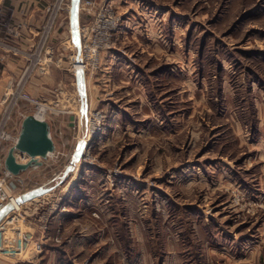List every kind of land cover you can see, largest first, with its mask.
Here are the masks:
<instances>
[{
	"label": "rangeland",
	"instance_id": "rangeland-1",
	"mask_svg": "<svg viewBox=\"0 0 264 264\" xmlns=\"http://www.w3.org/2000/svg\"><path fill=\"white\" fill-rule=\"evenodd\" d=\"M152 2L172 12L167 48L148 61L126 43L117 45L126 57H120L123 72L114 73L142 83L146 100L131 91L134 82L115 91L102 85L97 92L95 76L102 67L77 71L79 82L70 67L50 69V75L57 71L65 78L57 94L72 97L77 124L82 126L86 117L85 132L90 111H102L108 128L118 108L115 120L120 122L105 145L94 147L95 166H78L83 138L71 160L72 152L56 148L62 133L44 121L55 146L48 162L56 173L65 167L72 171L71 183L54 194L67 196L68 187L77 183L88 195L94 187L88 177H101L100 187L112 193L107 205L118 208L113 220L120 249L128 255L134 250L136 264H264V0ZM134 6L116 8L129 15ZM137 71L143 80L134 78ZM17 108L34 114L24 103ZM122 183L128 190L114 192ZM91 255L86 264L92 263Z\"/></svg>",
	"mask_w": 264,
	"mask_h": 264
},
{
	"label": "crops",
	"instance_id": "crops-1",
	"mask_svg": "<svg viewBox=\"0 0 264 264\" xmlns=\"http://www.w3.org/2000/svg\"><path fill=\"white\" fill-rule=\"evenodd\" d=\"M114 3L120 10L125 8L129 9L130 6L135 5V11L129 13V15H125V20L117 31L116 45L119 46L126 43L127 47L133 51L138 58L145 56V59L148 61L157 54L165 51L168 44L167 41L164 40V36H166L167 20H169V16L172 13L171 11L166 9L163 4L152 2V0H114ZM66 18V21L63 19L61 21L59 20L52 37V59H54V61L52 60V67L50 66V69L59 68L63 71H68V56L71 54L72 47H74V51H76L78 47L73 33H68L69 28L73 29L72 17L71 15H67ZM42 19L43 11L39 9L32 11L29 21L34 31H37ZM83 20L84 17L78 14V26L82 24ZM60 29H62V31L58 33ZM173 29L174 31L176 29V23L174 22L171 23L169 30L171 35ZM68 34L72 40L71 47L63 45ZM26 37L28 38H26V42L29 43L28 40L33 37V35L28 33ZM171 45L173 46L175 44ZM64 59L66 62H64ZM102 60L101 72L95 76V90L102 85L105 86V89L112 88L113 91L120 90L123 88L120 85L128 86L134 82L136 86L130 87L131 91H138L143 100L147 99L146 97L148 95H146L145 90L139 85L142 83L133 81L132 76L128 77L122 75L120 79L114 77V73L120 72V70L123 72L121 67L123 61L117 55L116 50L104 53ZM22 67L23 59L18 57H10L4 65L0 66V112L6 85L10 80H16L18 78ZM50 69L49 74L43 77L37 74L28 87L32 93L37 94L38 98L47 100L53 99L54 96H51V92L53 91L52 93H54V95L57 94L56 89L58 90V87H61V84H63L65 80L59 73H56L57 71L54 73V71L52 72L51 70L52 75H50ZM63 71L60 73L63 74ZM136 75L137 77L135 76V79H144V75H141L138 71ZM72 76L76 82L77 78L78 82L80 81L78 73ZM54 83L57 86H51ZM127 94H130L129 90H127ZM57 95L61 103H64L66 100L68 102L66 104L64 103L66 108L65 113L49 117L51 129H53L54 132L60 131L62 133V138H57L55 141L56 148L61 152H72V160L74 157L73 155H78L79 153V139L85 136L86 117H83L82 126L77 124V119H74V108L69 106V101L72 97L65 95V92ZM96 96L97 94H95V97ZM148 104L151 108L152 105L150 102ZM113 109L112 115L117 118L119 110L118 108ZM150 112L153 113L152 109H150ZM115 118L111 119L108 123L109 129L105 126V130L108 129L109 135L107 136L104 131V134L98 141L99 145H105V143L109 141L110 133L114 134L117 131L119 127L117 123L120 122L119 120H115ZM20 128L21 124L18 122V131H20ZM126 130H128V128H126ZM48 159L50 158L42 159V165L37 170L28 169L22 172L21 175L35 184V180H42L43 177H48V190L54 192L55 189H60L64 185L66 187V184L69 185V183H71L69 182V174L72 171H67L69 167H65L64 171L56 173L55 171H58V168L56 169V167H53L51 163L48 162ZM52 163H55V161ZM76 174L78 176V173ZM88 178L92 179L90 183L94 185V187L88 188L87 192H90L88 195L85 194L86 189H80L77 183L71 184L68 187V194L66 196L67 211L64 214H51L48 212L47 208H42L39 214L36 213L33 217L28 219L23 228H9V230L5 232L0 243V264H86L85 259L87 253H92L91 256L93 261L91 264H119L120 260L121 264H136L134 262V250L128 255L123 248L120 249L119 241L115 235L117 231V222L115 223L113 218L116 216L115 213L118 212V208L111 210V206L107 205V202L111 201L109 197L112 196V193H107V189L104 190L100 187L101 183L99 182L101 181V177L98 178V181H96L97 177H95V175L89 176ZM93 179L95 180L94 183ZM120 186L113 191L121 193V190H128V188H123V183L120 184ZM125 186H128L127 183H125ZM104 197L105 199H103ZM103 201L106 203H103ZM133 210V207H131L130 212ZM94 213L97 214L98 217H94ZM7 214L8 210L0 212V223ZM44 216L48 219L47 231L43 233L40 229V220H42ZM128 224L130 227V221ZM56 237L61 239V243L57 244L54 242ZM132 242L134 244V239ZM92 249L94 250L91 251ZM146 254L145 252L141 253L140 259L142 260L143 258L144 261Z\"/></svg>",
	"mask_w": 264,
	"mask_h": 264
},
{
	"label": "built area",
	"instance_id": "built-area-1",
	"mask_svg": "<svg viewBox=\"0 0 264 264\" xmlns=\"http://www.w3.org/2000/svg\"><path fill=\"white\" fill-rule=\"evenodd\" d=\"M72 0H0V66L8 58L23 59V67L16 80H10L3 95L0 112V212L8 210V214L0 223V243L9 228H23L28 219L33 217L42 208L48 212L64 214L67 211L66 196L54 194L48 190L49 181L33 183L26 177L13 175L5 168V158L8 151L18 142V119L20 124L26 114L17 111L19 103H24L34 109L32 116L44 122L51 116H58L66 112L60 98L41 99L34 97L28 87L37 75L49 74L52 64L53 47L52 37L60 18L67 13L71 15ZM43 11L42 22L33 30L30 25L32 11ZM77 15L81 14L84 20L78 26L79 43L77 50L68 56L70 71L97 70L101 67L103 54L116 50L121 58L126 57L124 49H117V31L125 20V15L118 11L114 0H79ZM73 30L68 29L71 34ZM33 35L26 41L27 34ZM64 40V45H72L70 35ZM28 39V38H27ZM80 66V67H78ZM106 115L102 111H90L87 116L86 132L83 137V149L78 158V166H95L92 151L104 134ZM49 138L51 139L50 134ZM53 153L48 154V157ZM17 163L26 164L31 161L28 155L14 151ZM41 162V158H35ZM77 166V167H78ZM33 165L29 169L37 170ZM33 191H41L40 195L31 200L23 201V196ZM98 217L97 214H93ZM47 219L40 220V229L47 231ZM54 242H61L59 237ZM1 249V248H0Z\"/></svg>",
	"mask_w": 264,
	"mask_h": 264
},
{
	"label": "water",
	"instance_id": "water-1",
	"mask_svg": "<svg viewBox=\"0 0 264 264\" xmlns=\"http://www.w3.org/2000/svg\"><path fill=\"white\" fill-rule=\"evenodd\" d=\"M73 7L71 17L73 21V36L78 45V24H77V4L79 0H72ZM81 81V80H80ZM49 127L46 122L39 121L33 116H27L21 122V128L18 135V142L14 148H11L5 158V168L13 175H20L22 172L28 170L33 165L41 166L42 163L35 158L45 159L48 154L55 150L52 139L49 138ZM24 153L31 157V161L26 164H19L14 157V151ZM79 156V155H78ZM76 160L78 161V157ZM41 191H32L23 196V201H28L40 195Z\"/></svg>",
	"mask_w": 264,
	"mask_h": 264
},
{
	"label": "bare ground",
	"instance_id": "bare-ground-1",
	"mask_svg": "<svg viewBox=\"0 0 264 264\" xmlns=\"http://www.w3.org/2000/svg\"><path fill=\"white\" fill-rule=\"evenodd\" d=\"M79 73V72H78ZM80 75V74H79ZM6 212V211H5ZM5 215V214H4ZM2 216V215H1Z\"/></svg>",
	"mask_w": 264,
	"mask_h": 264
}]
</instances>
